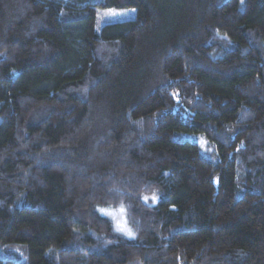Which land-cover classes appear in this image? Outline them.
<instances>
[{
	"label": "trees",
	"instance_id": "16d2710c",
	"mask_svg": "<svg viewBox=\"0 0 264 264\" xmlns=\"http://www.w3.org/2000/svg\"><path fill=\"white\" fill-rule=\"evenodd\" d=\"M0 264H264V0H0Z\"/></svg>",
	"mask_w": 264,
	"mask_h": 264
},
{
	"label": "clouds",
	"instance_id": "9594fccd",
	"mask_svg": "<svg viewBox=\"0 0 264 264\" xmlns=\"http://www.w3.org/2000/svg\"><path fill=\"white\" fill-rule=\"evenodd\" d=\"M113 191H115L121 198L114 201L110 205L101 206L99 211L106 215L111 221L113 231L121 233H134L136 231V225L133 224L131 220L126 219L131 205L123 198V192L120 189L113 188ZM121 229H123V231H121Z\"/></svg>",
	"mask_w": 264,
	"mask_h": 264
},
{
	"label": "rangeland",
	"instance_id": "374dc122",
	"mask_svg": "<svg viewBox=\"0 0 264 264\" xmlns=\"http://www.w3.org/2000/svg\"><path fill=\"white\" fill-rule=\"evenodd\" d=\"M135 14L134 9L126 8V9H100L96 12V27L99 28L103 24L108 22L120 21L124 19H128L133 17ZM185 139L194 141L199 140L202 145L205 144L204 140L201 138H197L195 135H187L183 136ZM101 213V212H100ZM127 235L126 233H124Z\"/></svg>",
	"mask_w": 264,
	"mask_h": 264
},
{
	"label": "snow or ice",
	"instance_id": "6c2138e0",
	"mask_svg": "<svg viewBox=\"0 0 264 264\" xmlns=\"http://www.w3.org/2000/svg\"><path fill=\"white\" fill-rule=\"evenodd\" d=\"M145 199H147V197ZM155 199H156V197H153V200H155ZM121 231H123V229H121ZM126 234L129 235L130 237L134 235V233H131V232H128Z\"/></svg>",
	"mask_w": 264,
	"mask_h": 264
}]
</instances>
